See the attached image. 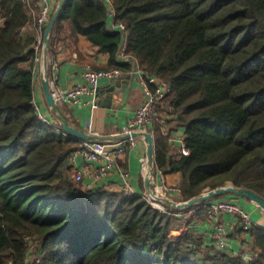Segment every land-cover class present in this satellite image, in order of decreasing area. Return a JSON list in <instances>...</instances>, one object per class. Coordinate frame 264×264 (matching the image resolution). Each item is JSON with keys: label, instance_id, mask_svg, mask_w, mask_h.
Returning <instances> with one entry per match:
<instances>
[{"label": "trees", "instance_id": "trees-1", "mask_svg": "<svg viewBox=\"0 0 264 264\" xmlns=\"http://www.w3.org/2000/svg\"><path fill=\"white\" fill-rule=\"evenodd\" d=\"M113 3L131 59L119 57L123 37L104 0H66L51 31L49 74L67 29L109 53L95 69L131 71L136 59L171 87L150 131L156 166L180 174L181 199L227 184L264 196V0ZM39 11V0H0V264H264L258 224L247 232L262 252L249 260L193 231L201 208L179 216L138 194L73 181L71 154L82 140L43 121L34 105L37 39L23 30ZM180 131L188 153L172 155Z\"/></svg>", "mask_w": 264, "mask_h": 264}, {"label": "built area", "instance_id": "built-area-1", "mask_svg": "<svg viewBox=\"0 0 264 264\" xmlns=\"http://www.w3.org/2000/svg\"><path fill=\"white\" fill-rule=\"evenodd\" d=\"M108 7V14L112 20V27L118 28L121 31L123 40L120 49V55L127 57L126 53L128 43V31L126 30V24L124 22H115L116 10L114 7L113 0H104ZM40 11L38 14V27L40 30V37L37 39L35 45L37 51V61L42 62L41 72L43 67V45H44V26L50 22L53 1L52 0H39ZM2 19H0L1 22ZM135 60L134 72L140 77L141 83L145 88L147 98L145 101L136 109L135 113L129 118L127 124L124 126L123 134H132L133 132L150 131L152 125L161 118L159 112V102L163 100L171 91L170 85L161 80L160 78H151L146 73L145 69L140 66L138 61ZM54 70L58 68V62H53ZM124 71L118 67H110L103 69H95L92 65L86 64L84 67L83 78L77 81L72 87L62 88L57 86L54 79H51L52 92L55 99L62 106H77L83 103L92 104L93 108H96L97 103V88L103 79L116 80ZM54 78V77H52ZM154 82L156 86L151 87L150 83ZM87 101H86V100ZM35 108L38 111L39 117L46 122L51 124L56 123L49 118L42 110L41 105L36 100L34 101ZM139 139L145 140L144 137H133L130 136L124 140L114 141L112 139H104L99 141H86L82 140L81 146L72 152L71 154V165L73 167V175L75 182L80 183L85 190H91L99 186H105L111 190L117 189L126 194H138L143 196L148 202H150L155 208L165 213H171L172 208L168 207L164 203V197L169 196V192L175 195L181 193L179 186H174L168 183L166 173L163 169H159L155 166V174L152 177L153 186L149 190L147 187L144 191H139L133 184L131 179V173L129 170L119 166V159L123 156L128 148L135 147ZM188 149L185 146L183 140L178 148V154H186ZM85 161L80 163L81 159ZM142 173L149 176L148 172V157L142 156ZM112 171H117L119 181H106V178L111 174ZM105 182V183H103ZM107 184V186H106ZM211 207L208 209V217L212 221H218V217L223 213L237 214L242 220V229L249 231L253 226V220L250 217L249 212L235 200L222 199L210 203ZM203 206V205H202ZM194 212V210H193ZM208 218V219H209ZM210 220V221H211ZM211 221V222H212ZM219 222V221H218ZM210 230L214 231L213 236L209 237L208 243L215 247L223 250L231 249L228 240L225 235L226 227L221 222L212 223ZM216 239H213V238ZM215 240V241H214ZM254 256H258L255 253ZM246 258L250 259V256L246 255Z\"/></svg>", "mask_w": 264, "mask_h": 264}, {"label": "crops", "instance_id": "crops-1", "mask_svg": "<svg viewBox=\"0 0 264 264\" xmlns=\"http://www.w3.org/2000/svg\"><path fill=\"white\" fill-rule=\"evenodd\" d=\"M52 1L54 2V0ZM38 14V12H33V19L23 30L25 34L31 35L36 39L40 37ZM110 25L112 27V21ZM62 35L63 37L55 43L54 56L51 59L52 67L50 77L54 79L57 86L69 88L77 81L82 80L86 64L106 65L108 63L110 58L109 53L100 49L87 36L83 34L76 35L71 29L63 31ZM119 57L121 60L131 59L122 55H119ZM54 61L58 62V68L56 70L53 67ZM132 64H136L135 60ZM41 66L42 62L36 71L38 87L35 100L39 102L43 112L57 123L58 120L48 106L43 92ZM111 87H115V89L110 91L109 89ZM146 98L145 88L141 83L139 75L134 72L133 68L131 71H124L123 75L116 80L103 79L100 82L97 91L98 105L96 108H93L92 104L89 103H83L77 106H64L70 111V119L79 127L94 135L117 141L118 139L116 137L122 133L129 118ZM182 136L183 132L180 131L178 135L171 137L172 155L178 154V148L181 145V140H183ZM142 156H147V143L145 140L139 139L137 145L128 148L127 152L120 157L118 163L120 167L130 171L132 182L139 191L147 189L146 177L141 170ZM84 161L80 160V163ZM166 177L169 184L179 185V173H166ZM112 180L119 181L117 171H112L105 182L107 183V181ZM175 196L181 199V193H176ZM240 200V198H236L235 201L240 202L249 212L253 223L264 227V209L252 200L242 199L241 201H243L244 205ZM218 221L226 227V236L231 249L246 253L251 251L250 249L253 248L252 240L249 237V233L242 229L241 218L239 216L223 213L219 215ZM194 226L204 235L206 231L208 232L212 228V222L204 215L199 221H196Z\"/></svg>", "mask_w": 264, "mask_h": 264}, {"label": "water", "instance_id": "water-1", "mask_svg": "<svg viewBox=\"0 0 264 264\" xmlns=\"http://www.w3.org/2000/svg\"><path fill=\"white\" fill-rule=\"evenodd\" d=\"M66 0H58L57 6L51 16L50 22L47 24V28L44 32V45H43V67H42V88L43 92L46 98V102L48 106L50 107L52 113L59 121L62 130L68 134L69 136H73L80 140H86V141H99L104 140V137H100L97 135H94L85 129L76 126L72 120L70 119L69 115L65 111L64 107L58 103L55 99V96L52 92V85H51V79L49 74V47H50V36L51 31L53 29V26L55 24L56 19L58 18ZM99 87L97 88L98 91ZM115 87H111L109 90H114ZM182 134V133H181ZM130 136L133 137H144L145 141L147 143V157H148V172L149 176L146 178V187L150 190L153 186V179L152 177L155 174V137L154 134L151 131H143V132H133L132 134H123L116 137L118 140H124ZM84 160L83 158L81 159ZM226 194H233L237 197H244L252 200L256 204H258L260 207L264 209V196L258 193L257 191L246 188V187H237L232 184H227L222 187L205 191L203 194L196 196L192 199L186 200L184 202H176L169 198H164V201L177 209L180 208H189L193 207L194 205H197L201 202L207 201L211 198H214L216 196H222Z\"/></svg>", "mask_w": 264, "mask_h": 264}, {"label": "rangeland", "instance_id": "rangeland-1", "mask_svg": "<svg viewBox=\"0 0 264 264\" xmlns=\"http://www.w3.org/2000/svg\"><path fill=\"white\" fill-rule=\"evenodd\" d=\"M55 1V3L57 4V0H54ZM113 140V139H112ZM180 155V154H179ZM70 176H71V178L73 179V181L75 182V179H74V175H73V171L70 173ZM180 182V181H179ZM76 184H78V185H80L81 187H82V185L80 184V183H77V182H75ZM174 186H178V185H174ZM83 188V187H82ZM208 191V190H207ZM240 198L241 200L242 199H245V198H243V197H237V196H235V195H233V194H226V195H224V197H222V198H220V199H218V200H222V199H229V200H236V198ZM164 198H169V199H171V200H173V201H176V202H184V201H186V200H182V199H179V197H176L175 195H173L172 193H170L169 192V196L168 197H164ZM218 200H215V201H218ZM240 200V201H241ZM164 201V200H163ZM214 200L213 201H210L209 203H206V204H204L203 206L202 205H200V206H196V207H194V208H180V209H177V208H175V207H173V206H170V205H168L165 201H164V203H165V205L166 206H168V207H171L172 208V210H178L179 211V213H178V215L179 216H184V217H189V216H192L195 212H197L200 208L204 211V215H205V217L208 219L209 217H208V209H209V207H211V205H210V203H212V202H215ZM238 202V201H237ZM239 204H240V202H238ZM241 203L243 204V201H241ZM241 205V204H240ZM244 205V204H243ZM195 206V205H194ZM157 209V208H156ZM157 210H159V209H157ZM193 210H194V212H193ZM159 211H161V210H159ZM162 212V211H161ZM231 214V213H230ZM237 215V214H236ZM239 216V215H238ZM217 217H219V216H217ZM240 218V217H239ZM200 219V218H199ZM199 219L197 220V221H199ZM209 220H211L210 218H209ZM212 221V220H211ZM219 223L218 221H212V223ZM253 225H254V223H253ZM213 226V225H212ZM192 229H193V231H196L199 235H201V237L204 239V241H206V242H209L210 240H209V237L212 235L213 236V234H214V231L213 230H209L208 232L206 231L205 233H204V235L203 234H201L202 232L201 231H198L197 229H196V227H192ZM227 234V231H225V235ZM226 238H227V236H226ZM213 239H216L215 237L213 238ZM217 240V239H216ZM215 241V240H214ZM211 242V241H210ZM208 245L209 246H211V247H215L214 245H211L210 243H208ZM247 246V245H246ZM34 248V247H33ZM217 248V247H216ZM217 249H219V248H217ZM220 250H223V249H220ZM249 250V249H248ZM251 251H249V252H244V251H235V250H233V252L232 251H229L231 254H233V255H241L242 257H245L246 255H248V256H250V259H256V258H258L259 257V255L261 254V250L260 249H256V248H251L250 249ZM255 253H258V256H254V254ZM33 255V254H32ZM32 255H30V257H32ZM246 258V257H245ZM248 259V258H247ZM249 259V260H250Z\"/></svg>", "mask_w": 264, "mask_h": 264}]
</instances>
